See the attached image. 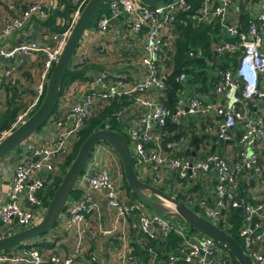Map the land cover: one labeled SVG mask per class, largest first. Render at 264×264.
<instances>
[{
	"label": "built area",
	"instance_id": "obj_1",
	"mask_svg": "<svg viewBox=\"0 0 264 264\" xmlns=\"http://www.w3.org/2000/svg\"><path fill=\"white\" fill-rule=\"evenodd\" d=\"M46 8L43 0H33L26 9L18 7L15 13L2 18L0 59L40 50L42 60L27 104L0 138L27 118L40 102L48 74L79 12V8L72 12L69 26L52 35L49 46L22 39L8 45V49L2 48L29 18H45ZM107 9L109 14L96 22V33L108 40V19L116 17L122 25L119 37L124 42L117 49L105 42L98 52L116 53L114 69L105 65L63 89L56 100L60 116L51 121L48 118L52 130L39 143L28 140L17 152V162L0 203V225L17 231L41 219L46 205L38 194L56 175L60 158L71 153L79 131L93 114L125 98L127 104L112 115L116 122H125L123 131L136 176L173 194L179 192L187 204L199 208L201 214L196 213L216 225L220 222L231 226L228 212L239 209L240 246L252 264H264V0H166L152 6L139 0H110ZM187 11H191L186 16L192 26L217 24L219 34L227 39L219 38L211 47V59H205L208 70L203 88H188L184 71L176 74L174 80L179 87L173 107L168 109L163 102L165 82L172 67L170 52L178 34L177 24L185 23L180 15ZM239 13L247 14L243 26L237 18ZM80 41L74 53L79 60H87L89 53ZM235 50L239 54L234 63L221 67L222 57ZM202 53L200 48L189 49L187 56L198 58ZM9 73L0 72V83L9 79ZM166 121L178 125L184 133L163 144L159 131ZM192 135L229 142L235 151L229 156L205 149L199 151V156L189 158L183 153ZM104 144L93 147L73 186L79 196L67 198L55 222L61 229L73 231V249L65 254L46 253L32 241L0 251V264H234L228 252L210 238L194 230L187 232L182 223L150 212L135 198L126 199L120 175L108 165L98 163L104 151L110 149ZM202 175L211 177L213 182L210 203L192 190ZM98 196L111 211L110 225L101 226L99 232L114 237L115 263L92 252L81 261L87 249L85 243L96 238L86 225L85 215L100 218ZM130 228L135 229L133 240ZM169 233L179 239L166 258L159 260L145 244L165 239ZM133 241L142 245L145 259L134 253Z\"/></svg>",
	"mask_w": 264,
	"mask_h": 264
},
{
	"label": "water",
	"instance_id": "obj_2",
	"mask_svg": "<svg viewBox=\"0 0 264 264\" xmlns=\"http://www.w3.org/2000/svg\"><path fill=\"white\" fill-rule=\"evenodd\" d=\"M139 1L145 6H152L166 0ZM105 2L106 0L85 1L76 19L72 23L60 53L48 74L44 93L40 102L27 118L0 138V158L8 153H10L11 157L16 158L18 153L14 148L21 145L23 141L34 134L52 115L58 96L59 86L70 63L71 57L84 35L88 24ZM108 23L115 25L119 33L122 34V25L116 17H110ZM27 52L33 53V51ZM36 52L39 54L41 53L40 50ZM100 142L106 143L118 157L125 185L133 195L131 199L135 198L139 200L153 212L174 217L188 225L197 233L210 238L218 246L224 248L231 254L237 264H252L250 258L242 250L240 244L225 230L190 209L182 201L139 179L135 174L131 154L124 135L109 128L94 130L80 142L72 160L53 189L41 219L34 225L0 236V251L12 249L19 243L34 239L53 227L68 196L73 190L76 178L82 171L90 152L93 147ZM149 196L154 197V199ZM23 203L25 206L28 205L26 201Z\"/></svg>",
	"mask_w": 264,
	"mask_h": 264
},
{
	"label": "trees",
	"instance_id": "obj_3",
	"mask_svg": "<svg viewBox=\"0 0 264 264\" xmlns=\"http://www.w3.org/2000/svg\"><path fill=\"white\" fill-rule=\"evenodd\" d=\"M13 9L16 8L18 10H24L26 9L27 5L30 3L26 2H18V0H13ZM15 1H17V5L15 6ZM32 1V0H31ZM86 0H55L56 2V7L53 9H48L45 11V18L43 19H35L36 23L39 26H44L46 29L44 33L49 34L51 37L54 34L60 33L64 29H66L69 26L70 23V18L72 12L76 9L79 8V11L83 4L85 3ZM110 0H106V2L100 7V9L97 11L95 16L92 18L93 24L91 26L96 25L97 20L101 16H107L109 14V11L107 9V4ZM13 10H9L7 12H11ZM17 11V10H16ZM15 11V12H16ZM191 11H187L184 14H181L180 17L185 20V23H180L177 24L176 29H177V37L173 41V50L170 52V58L172 59V67H171V72L168 75L165 85V91H164V97L165 100L163 104L168 108L172 109L173 107V101L176 95V91L178 90V83L174 80V77L176 76L177 73L184 71L186 75V81L185 83L187 84V87L189 88H194V91L196 89H199L200 87L203 88L205 85V79H206V73L208 70V67L205 63V59H211V47L212 45L216 44V42L219 40V38H224L227 39L226 37H223L221 34H219L218 31V26L217 24L213 25H206V24H198L197 26H192L191 23L189 22V18L186 16L189 14ZM238 20L240 24L243 26L247 17L246 13H239L238 14ZM59 17L61 18L62 24L55 23V18ZM91 23V21H90ZM88 24V26L90 25ZM87 26V27H88ZM110 27L114 28V25H109ZM120 39V38H119ZM124 40V39H120ZM233 40V39H231ZM200 48L202 49L203 53L201 57H189L187 56V52L189 49H196ZM114 52H111L110 54H100L98 55L97 59L100 61H105L106 57H110L113 55ZM239 54L238 50H235L231 54H226L225 56L222 57V62L220 64L221 67H224L228 65V63H234L236 56ZM114 54V58H115ZM96 58V57H95ZM91 60V59H90ZM86 61L89 62L87 59ZM85 60H79L75 53L71 57L70 63L65 71L64 77L62 79V82L59 86V91H58V98L59 99L61 92L65 86H67L71 82H78L81 79L84 80L85 78L88 77L87 71L94 70L95 65L93 63L89 62L87 63ZM92 61V60H91ZM99 69V68H98ZM97 70V69H96ZM95 70V71H96ZM1 88L8 90L10 93L9 97L6 99V107L2 112H0V134L4 132L15 115L19 113L22 109L24 104H22L21 100V94L18 93L17 86L14 85L12 86L9 84V81H3L1 83ZM192 88V90H193ZM196 88V89H195ZM23 90V89H22ZM58 102V101H57ZM57 102L55 104L54 111L52 115L50 116V121L54 120L55 118H58L60 116L57 115ZM122 104H127V101L125 98H122L121 102H113L109 107H105L104 109L99 110L93 116H91L86 122L83 128L79 131L78 133V138L74 141L72 145V151L70 154L67 156L60 158V161L58 163V169H56V175L53 176L51 183L45 184L43 188L40 190L38 196L44 203V205L47 204V201L49 200L51 193L57 183L59 182L61 175L65 171L66 167L72 160L77 147L79 146L80 142L92 131L101 129V128H109L111 130H115L120 132L121 134L123 133V127H125V122L124 124L119 123L120 121L116 122L114 120V116L112 113L121 108L120 106ZM49 119L45 122V125H47L49 122ZM191 126V123H189ZM4 130V131H2ZM7 130V129H6ZM166 131L168 133L172 132V135L166 134ZM161 133L162 137V143L164 144L166 141L169 140H174L177 139L180 135H182L184 132L179 129L178 125H175L173 123H170L169 121H166V124L163 128H161ZM125 137V136H124ZM207 135H202V136H197V135H192L188 141L186 142L187 147H195L193 149L197 148V143L201 141L202 138H207ZM105 145V144H104ZM76 146V147H75ZM220 146V145H219ZM214 145L210 146V151H212ZM206 147H203L202 150H205ZM185 153L188 155L190 151L186 150L183 154ZM114 154V153H113ZM115 155V154H114ZM200 153L198 154V156ZM116 156V155H115ZM62 159V160H61ZM121 167V165H120ZM121 172V168H120ZM136 173V171H135ZM137 174V173H136ZM122 176V172H121ZM142 181H145L149 183L146 179H142ZM122 183H123V188L126 190L127 194L130 195V197H133V195L130 193L128 188L125 185L123 176H122ZM160 190L164 191L162 189V186L158 187ZM192 190H194L192 188ZM168 195L178 199L180 196L183 199L182 195L180 193L173 194L171 191H164ZM80 192L77 190H72L70 193L71 197H78ZM201 197V195L199 194ZM150 198L154 199L152 196H149ZM179 200V199H178ZM184 200V199H183ZM182 201V200H180ZM183 202V201H182ZM186 204V202H183ZM187 205V204H186ZM189 207V206H188ZM190 208V207H189ZM194 208V207H193ZM191 209V208H190ZM194 211V210H193ZM196 212V211H195ZM229 218L230 221L232 222L231 226H223L222 223L217 222V225L225 230L231 237H233L239 244L240 240L237 237V230H238V218H239V209H230L229 212ZM229 218L226 219V221L229 220ZM190 230L193 231V229L190 228ZM4 231L6 233H11L14 231L12 228L8 227L5 228ZM179 237L176 236L174 233H169L168 236L165 239L158 240L157 241H148L146 242L145 245L152 246V248L155 250L156 257L159 260H164L166 258V255L168 252L175 246L176 242L178 241ZM134 253L139 255L141 259H145V252L143 250V247L141 244L135 243L133 245ZM229 254V253H228ZM230 259L234 264H237L235 260L233 259L232 255L229 254Z\"/></svg>",
	"mask_w": 264,
	"mask_h": 264
},
{
	"label": "crops",
	"instance_id": "obj_4",
	"mask_svg": "<svg viewBox=\"0 0 264 264\" xmlns=\"http://www.w3.org/2000/svg\"><path fill=\"white\" fill-rule=\"evenodd\" d=\"M23 1L26 3H31L33 0L32 1L31 0H18V2H23ZM43 1L48 6L46 10L48 9L50 10L56 7L55 0H43ZM13 2H14L13 0H0V27H1L2 18L8 14H11V12H7V11L13 10L12 12L15 13V11L17 10L16 8L13 9ZM18 2L15 1V6L17 5ZM238 16L239 15H237V18ZM34 18L35 17L29 18L21 29L17 30L15 34L11 35V37L6 40L5 46H2L3 45L2 43L1 44L2 48L8 49L7 48L8 45H14L16 44L18 40H22V39H25L27 41H34L39 45L49 46L51 44V38L49 34L44 33L46 29L44 28V26H39L35 21V19L37 18L35 19ZM55 23L62 24L61 18L56 17ZM114 30L116 31V36L114 35ZM119 35L120 33L118 29L116 28V26L115 28L110 27L109 29V34L107 35V38L109 41L107 39H104L103 36H100L96 33L95 25L85 30L84 35L82 36V39L80 41V44H82L87 50L86 52L89 53L87 59L89 60V62L95 65V68L97 67L102 68L105 65H110V67L114 69V53L109 58L106 57L104 62L98 60L95 57L97 55L102 54V53H99L98 50L102 46V44L104 45L105 42H109V44L112 45L113 49H114V46L116 47V49L120 48L121 44L124 41L123 40L120 41L121 38L119 37ZM115 40H117V43L112 42ZM93 51H96L95 52L96 54H94ZM115 56H116V53H115ZM41 60H42V54L41 53L39 54L36 51L35 52L33 51V53L16 54L14 57L10 59H0V72L3 70H9L10 72L9 79H3L2 82L9 81V84H11L12 86L16 85L18 93L23 96V97L21 96V100H22L25 95L30 94L32 92L30 87L33 86L38 81V73L41 68ZM25 62L28 64V67H31V68H34L33 65H36V63L39 62L40 68L37 74H36L37 69L34 68L35 73L30 75V77L33 78L32 84L25 83V85H20L19 84V69L21 68V65H23V63ZM86 62L89 63L88 61ZM95 68L94 70L87 71L86 74L94 73V71L96 70ZM1 83H0V112H2V110L5 109L6 99L10 95L8 90L1 88ZM71 84H73V82L69 83L68 85H71ZM67 86H65L64 88H66ZM7 93L9 94L7 95ZM45 122L39 128L40 130L38 132L36 131L37 133L35 132L36 133L35 135L32 134L33 136L29 138V141L34 140L35 143H39L41 138L45 137L52 130L50 124L45 125ZM6 129H8V127ZM229 144H230L229 142L227 143L217 142L215 139H212L211 137L202 138L201 141L197 143L196 149H193L195 148L194 146L186 147V150L190 151V153L188 155L185 153V156H188L189 158H195L196 156H198L199 151H201L203 147H206V149L210 151L211 145H214L212 152L213 151L223 152V154L230 156L231 152L235 151V148ZM106 150L107 151H104V154H102V158L99 160L98 163L101 166L108 165L109 167H111V169L114 170L115 173L120 175L121 189L124 192L125 198L129 200L131 197L129 194H127L126 190H124L123 188L122 176L120 172V168H121L120 161L118 157L114 155L115 153L112 150L110 149H106ZM5 160L6 162H3L0 164V203L2 202L4 198L3 196L4 188L8 183V180L11 174V169L17 162V157L16 158L11 157V155L9 154L8 157L5 158ZM168 182H170V180L167 181V183ZM212 183L213 182L211 180V177L202 175L195 181L192 188L197 191L198 196L200 194L201 197H204L206 201L210 203ZM98 201L100 203V208H101L100 218L96 219L95 216L92 214L85 215L86 225L91 232L96 234V238L94 240H88L85 243V246L87 247V249H85V253H83L81 261L84 260V258L86 257V254L92 252V253H97L100 257L104 258L105 260L113 261L115 263L117 260V253H116V249L114 248L116 244L114 237L113 236L106 237L105 235H101V233L99 232V230H101L102 228L101 226H103V228H107L110 225L111 211H109L105 207L103 199L99 196H98ZM72 233L73 231L71 230L61 229L60 227H58V223H57V226L53 228V230L51 231V234L46 235L41 240L32 239V241H35L37 247L43 248L46 253L54 252V251H61V253L65 254L69 250H72L75 245V237ZM129 233H130L131 240L136 238L134 228H130ZM4 234H6V232L4 231V227L0 225V236ZM46 238L49 241H46L45 240ZM26 242H29V241H26ZM134 244H135V241L132 242V245ZM150 247L152 248V246Z\"/></svg>",
	"mask_w": 264,
	"mask_h": 264
},
{
	"label": "rangeland",
	"instance_id": "obj_5",
	"mask_svg": "<svg viewBox=\"0 0 264 264\" xmlns=\"http://www.w3.org/2000/svg\"><path fill=\"white\" fill-rule=\"evenodd\" d=\"M93 21L94 20H91V23H90V25L87 27V29H89V28H91L92 26H91V24H93ZM96 26V25H95ZM107 31H108V29H107ZM113 43H117V40H115V41H112ZM96 50V49H95ZM94 52V54H96L95 52L96 51H93ZM98 57V55L96 56V58ZM34 66V68L35 69H37V71H36V74L38 73V71H39V68H40V64H39V62H37L36 63V65H33ZM34 68H31V67H28V64L25 62V63H23V65H21V68L19 69V84L20 85H25V83L27 84V83H31L32 84V82H33V78L32 77H30V75L31 74H34L35 73V69ZM98 68V67H97ZM97 68H95V69H97ZM99 70H101V68H99V69H97L96 71H94V73H96V72H98ZM24 81V82H23ZM31 86V85H30ZM30 89H32V86L30 87ZM9 93H7V95H8ZM31 94V93H30ZM30 94H27V95H25L24 96V98L22 99V104H24V106L27 104V101L29 100V97L31 96ZM22 96V95H21ZM8 97V96H7ZM23 97V96H22ZM23 106V107H24ZM263 108H264V102H263ZM40 129H38L37 130V132L39 131ZM36 132V133H37ZM36 133H34L33 135H35ZM123 135L125 136V138L127 139V134L125 133V131H123ZM33 135H31V136H33ZM31 136L29 137V138H31ZM29 138L27 139V140H25V141H23L22 142V144L21 145H18L17 147H15L14 148V150L15 151H19L20 149H22V146L29 140ZM180 141H182V138H180L179 139ZM106 144V143H105ZM107 145V144H106ZM76 147V146H75ZM111 149V148H110ZM112 150V149H111ZM113 151V150H112ZM111 151V152H112ZM113 153V152H112ZM10 153H8V154H6L4 157H2V158H0V164L1 163H3V162H6V160H5V158L6 157H8V155H9ZM162 189L164 190V191H168V190H166L165 188H163L162 187ZM70 196V195H69ZM69 198H71V196L70 197H68V199ZM154 198V197H153ZM179 200H182L183 202H185L182 198H181V196L178 198ZM187 204V203H186ZM192 210H194V211H196V212H199L200 214H201V211L199 210V208H197L196 206H192L191 204H187ZM194 207V208H193ZM149 211L150 212H152L150 209H149ZM161 217H163V218H165V219H168V220H171V221H174V222H179V223H182L183 225H185L186 226V231L187 232H193L192 230H190V228H189V226L188 225H186L185 223H183V222H181V221H179V220H177V219H175V218H173V217H170V216H167V215H162V214H159ZM57 226V223H54V225H53V227L52 228H50L48 231H46V232H44V233H42V234H40V235H38L37 237H35L34 239H39V240H41V239H43L46 235H49V234H51V231L53 230V228H55ZM21 228H25V227H21ZM26 241H29V242H32V239H30V240H26ZM21 242V243H19L18 245H16V246H20L21 244H29V242ZM8 250H10V249H8Z\"/></svg>",
	"mask_w": 264,
	"mask_h": 264
}]
</instances>
